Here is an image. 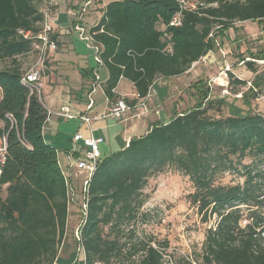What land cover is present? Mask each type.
Returning a JSON list of instances; mask_svg holds the SVG:
<instances>
[{"label":"trees","instance_id":"1","mask_svg":"<svg viewBox=\"0 0 264 264\" xmlns=\"http://www.w3.org/2000/svg\"><path fill=\"white\" fill-rule=\"evenodd\" d=\"M100 1L108 3L90 36L101 48L100 66L109 72L103 89L112 102L121 79L145 97L158 80L188 72L215 49L221 33L264 21V0H202L197 11L182 12L179 26H171L180 12L175 0ZM56 6L51 0H0V118L8 125L11 114L18 122L0 177V264H55L67 234L69 188L58 150L43 136L49 111L22 83L18 60L34 52L33 39L19 32L40 33L45 12ZM251 54L239 63L254 79L230 72L228 84L246 110L220 94L205 102L208 81L200 78L190 87L197 99L190 110L151 124L145 135L102 159L81 228L82 264H264V116L250 108L264 96V72L252 61L264 62V54ZM168 171L191 182L189 204L201 221L215 219L194 258L166 261L169 242L139 231L150 218L143 211L145 190ZM226 174L242 181L220 183Z\"/></svg>","mask_w":264,"mask_h":264},{"label":"rangeland","instance_id":"2","mask_svg":"<svg viewBox=\"0 0 264 264\" xmlns=\"http://www.w3.org/2000/svg\"><path fill=\"white\" fill-rule=\"evenodd\" d=\"M86 2L87 0H58L56 8L49 13V22L50 24H54V29L57 30L60 36L65 37V39L60 41L62 43V53H68V50H73L76 45L86 57L90 56L88 58L92 61L95 70H102L95 59L98 48L94 42H90L89 38L91 28L100 22L104 13L105 3L108 2L92 0L91 5L85 11ZM78 23L85 30V39H81V32L75 30L74 25ZM217 40L221 48L227 52L225 58L219 50L220 47L216 46L214 50L208 52L206 64L201 63L191 73L164 80L155 85V95L158 92L160 98L164 101L167 94L175 92L174 100L179 103L178 108L186 109L193 103V95L190 88L192 82L202 77L208 81L217 76L224 67L225 61L232 66V71L242 78V80L252 81L255 77L254 72L249 70L245 65H241L239 61L244 57L252 55V52L264 54V21H248L236 24L234 28L221 33ZM71 55H75V51ZM35 59L36 53H31L18 59L23 72L30 68ZM252 61L256 62L262 74L264 72V63L257 59H253ZM63 67L65 69V65ZM63 67L61 65L60 69L63 70ZM99 87L98 94H96L94 99H97L99 104H102L100 101L104 100V94L100 85ZM219 87V85L215 86L213 98L219 95ZM47 91L45 87L42 89V100L44 102H47ZM229 97V101H235L237 105L243 107L245 110L247 109L246 106H243L241 100H239L240 95H236L238 97L236 100H234L235 97ZM167 103L173 104L172 99ZM250 108L252 112L264 116V96L252 100ZM224 112L225 115L228 114L227 109ZM149 118L154 120L153 115H150ZM74 122L71 121L68 124L69 127H66L69 131ZM61 139H63L62 146L65 147L64 145L67 144L66 135H61ZM60 151L63 152L64 149H60ZM238 181L242 180L231 174H226L219 179V182L222 184H231ZM82 187L83 185L76 189V193L80 198L78 203L71 200L69 206L65 249L69 246L71 249L75 248V233L83 219L81 211V206L84 202ZM192 191L193 186L188 178L174 171H168L151 179L145 190V193L148 195V202L143 211L150 214V218H148V223L139 226V231L143 232L144 235L152 236L159 242H169V248L164 251L166 261L174 260L178 256L194 258L196 253L198 254L202 249L206 230L215 224V219L209 225L203 223L197 214V210L191 208L188 195ZM244 224L245 222H243ZM79 260L80 262L82 261L81 256H79Z\"/></svg>","mask_w":264,"mask_h":264},{"label":"crops","instance_id":"3","mask_svg":"<svg viewBox=\"0 0 264 264\" xmlns=\"http://www.w3.org/2000/svg\"><path fill=\"white\" fill-rule=\"evenodd\" d=\"M106 5L107 3H105V6ZM51 25H53L54 28V24ZM54 31V37L58 43V51L49 55L46 72L42 78V89L45 87L48 90L47 102L43 101V103L49 111L48 120L43 127V136L47 142L58 150L59 164L67 178L70 206L71 200L77 203L80 200L76 193V189L83 185L87 177L86 172L79 171L74 166L75 160L70 153L73 146L72 139L77 133L86 137L92 131L95 135L102 136L105 139V143L101 145L100 150L102 159H104L124 149L131 139L145 135L151 124L168 123L174 113L182 114L190 110L196 104L197 99L191 91L193 103L186 109H179V103L174 100L175 92L167 94L164 101L157 92L154 97L148 100L146 107L134 108L121 120H116L112 117H104L113 103L106 97L103 89L104 84L109 78L108 70L105 67H101L102 70H95L92 61L88 58L90 56L86 57L76 45L73 50L69 49L68 53H62V43L60 41L65 39V37L60 36L57 30L54 29ZM74 51L75 55H71ZM226 63L225 61L224 67ZM61 65L62 67L65 65V69L63 67V70H61ZM194 68L192 67L185 74L191 73ZM168 79L171 78L160 79L154 84L158 85L161 81ZM195 81L197 80H194L192 84ZM99 85L104 94V100L100 101L102 104H99L97 99H94L96 94H98ZM220 89L221 87H219V92ZM136 91L132 82L121 79L115 90L116 98L121 96L125 97L129 105L135 107L139 103V101L135 100L133 95ZM90 98L94 101V107L88 112L87 106ZM171 99L173 104L167 103L171 101ZM63 106H69L77 114L88 112V115L93 119L91 125L83 124L81 120L75 119L73 120L75 121L73 123L74 125L70 127L71 129L69 131L66 127H69L68 124L71 121H66L58 115ZM150 115L154 116V120L149 118ZM61 135H66L67 144L64 145L65 147L62 146L63 139H61ZM60 149H64V151L61 152ZM65 248L66 241L64 240L55 264H82V262H84L85 255L81 249L80 243L76 241L74 249H71L70 246L67 249ZM79 256L82 258L81 262Z\"/></svg>","mask_w":264,"mask_h":264},{"label":"built area","instance_id":"4","mask_svg":"<svg viewBox=\"0 0 264 264\" xmlns=\"http://www.w3.org/2000/svg\"><path fill=\"white\" fill-rule=\"evenodd\" d=\"M175 1L178 3L180 7V12L173 18L171 22V26L180 25L182 12L185 11L194 12L197 11L201 6H203L202 0H175ZM91 3L92 0H87L86 8H84L85 11L91 5ZM53 4L57 5V0H51V5ZM49 13L50 11L45 12V21L43 24L42 31H40V33H38L37 35L33 36L29 32L28 33L23 31L19 32V34L22 35L25 39H33V46H34L33 53H36V59L34 63L22 75V83L28 86L32 92H35L40 96L42 94V87H43L42 78L44 75V71L46 69V62L51 53H56L58 51V43L55 39H53L54 28L49 22ZM74 27L76 31L81 32V37H82L81 39H85L84 38L85 30L82 28V26L78 23L75 24ZM210 37H214L213 32L210 35ZM89 39L90 42H94L91 36ZM96 46L98 48V52L96 54L95 59L98 65H101L102 64V60L100 57L101 48L97 44ZM216 46L220 47L219 50L222 56L225 58L227 52L221 48L217 39H216ZM168 51L171 52L170 49ZM207 55L202 57L198 62L194 63L192 67L194 68L201 63L206 64ZM261 62L264 63L263 61ZM243 63L244 62H241L240 64L242 65ZM230 72H232V66L230 64H226L225 67L219 72L217 76L208 80L207 85L209 89V95L205 100V102L213 99V93L215 91L216 85H219L221 87L219 93L222 97L231 95L228 88ZM154 86L155 84H153L149 88L148 93L146 94L145 97H142L140 93L137 91L133 94L135 100L139 101L138 105H136L135 107L129 105L125 97L122 96L119 97L116 101L112 103V106L109 108L108 113L104 117H112L116 120H121L127 115L129 111L133 110L134 108L137 109V108L146 107L148 100H150L152 97L155 96ZM2 99H3V90L0 87V102ZM93 107H94V101L90 98V101L87 106V111L90 112L93 109ZM88 112L83 114H77L69 106H63L60 109L58 115L66 121H73L75 119H79L83 124L91 125L93 119L88 115ZM6 119L8 121V125L4 119L0 118V177L3 171V167L5 166L8 160L10 131L13 128H17L18 125V122L13 115L7 114ZM8 126L10 127L9 129ZM72 143L73 146L71 148L70 153L75 160L74 166L79 171H84L87 173V177L84 180L82 187L84 202L81 206V211L83 214V219L79 228L75 233V239L77 240V242L80 243L81 228L84 223V217L86 216L87 213V201H88L90 182L93 174L95 173L100 162L102 161V154L100 147L105 143V139L102 136L95 135L91 131V133L86 137H84L80 133H77L73 137Z\"/></svg>","mask_w":264,"mask_h":264}]
</instances>
